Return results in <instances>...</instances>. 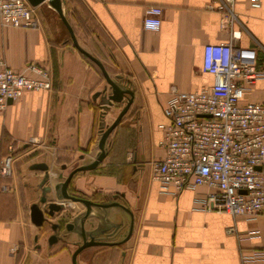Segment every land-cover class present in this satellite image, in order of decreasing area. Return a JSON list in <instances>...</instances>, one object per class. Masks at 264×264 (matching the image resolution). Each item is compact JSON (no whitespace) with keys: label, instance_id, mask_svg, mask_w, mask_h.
<instances>
[{"label":"crops","instance_id":"1","mask_svg":"<svg viewBox=\"0 0 264 264\" xmlns=\"http://www.w3.org/2000/svg\"><path fill=\"white\" fill-rule=\"evenodd\" d=\"M222 1L61 0L78 44L100 60L109 77L133 91L107 137L103 159L76 171L67 185L74 195L119 201L131 211L133 228L121 241L130 213L120 205L93 206L85 229L105 227L108 240L121 242L86 246L76 256L78 264H241L242 253L264 250L263 214L245 219L203 209L207 186L169 193L153 178L151 162L164 154L158 124L169 120L163 111L167 99L173 91L213 80L202 69L205 43L229 39L236 31L234 43L255 46L264 68V0L258 7L249 0H234L235 16L224 25L216 9ZM147 5L163 9L158 30L142 25ZM34 15L35 26L0 23V57L25 72L29 62L45 66L52 80L51 88L25 90L0 108V157L9 153V145L14 147L12 172L0 176V264H73L72 252L82 241L79 218L86 206L58 199L53 186L95 157L102 119L105 125L111 123L125 101H103L109 88L99 65L77 49L47 0L34 7ZM245 98L264 103L262 79ZM40 161L48 165L45 182V171L30 167ZM47 184L52 186L47 197L64 202L60 211L47 216L59 223L51 244L50 225H35L30 218V204ZM71 221L74 227L66 228Z\"/></svg>","mask_w":264,"mask_h":264},{"label":"built area","instance_id":"2","mask_svg":"<svg viewBox=\"0 0 264 264\" xmlns=\"http://www.w3.org/2000/svg\"><path fill=\"white\" fill-rule=\"evenodd\" d=\"M233 2L216 5L222 25L235 16ZM249 3L258 7L261 0ZM162 10L160 5H147L143 27L158 30ZM0 23L35 26L34 7L27 0H0ZM237 36L233 31L229 39L204 44L202 69L213 76L211 83L173 91L167 99L163 111L169 120L158 124L164 154L151 166L164 191L205 185L209 190L201 200L203 209L253 219L264 215V103L245 95L257 79L264 82V68L258 64L257 48L234 43ZM26 67L29 72L17 70L0 57V108L25 90L51 88L48 68L34 62ZM13 162L14 147L9 145V153L0 157V176L11 174ZM262 263L263 249L241 254V264Z\"/></svg>","mask_w":264,"mask_h":264},{"label":"water","instance_id":"3","mask_svg":"<svg viewBox=\"0 0 264 264\" xmlns=\"http://www.w3.org/2000/svg\"><path fill=\"white\" fill-rule=\"evenodd\" d=\"M27 1L30 3L31 6L35 7L40 2H42L44 0H27ZM47 1L60 15L61 19L63 20L66 27L68 28L71 39H72L74 45L77 47V49L79 51H81L82 53H84L85 55H87L90 59H92L95 63H97L99 65V67H100V69H101V71H102V73H103V75H104V77L108 83V88H109V92H106L102 97L103 101L106 103H111L113 100L114 101H122V100L125 101L123 107L120 109V111L117 114V116L115 117V119L111 123L107 124L105 127H102V129L100 131L99 138H98V142H97L99 150L97 151L95 157L91 161H88L86 163H83V164H80V165L74 167L64 177V179L58 181L53 186V188L55 190V195L58 199L65 198V199H70L73 201H80V202L84 203L86 206L85 212L79 218V226L77 228L78 233L81 235L82 241L77 245V247L72 252V262H73V264H78L76 261V256H77L78 252L81 251L86 246L93 245V244L119 243V242L127 239L130 236L132 228H133V220H132L131 211L126 206L121 204L119 201L111 200V201H107V202H97V201H94V200L86 198V197L74 195V194L69 193L67 191V185H68L71 177L73 176V174L76 171L90 169V168L95 167L105 156L107 137H108L109 133L112 131V129L115 127V125L119 122L122 115L127 110L128 106L132 100L133 91L129 87L121 86L117 81H115L114 79L109 77V75L105 71L102 63L100 62V60L98 58H96L95 56H93L91 53H89L87 50H85L83 47H81L78 44V42L75 38L73 29H72L71 25L69 24L67 18L65 17V15L62 11L61 0H47ZM30 167L31 168H39V169H42L45 171L42 182H45L49 178L50 175L48 173L47 163H45L43 161L35 162V163H32ZM51 188H52L51 185H48V184L43 185L41 188V195L39 196L38 201H33L30 204L31 221L35 225H39V226L42 225L44 222H47L50 225V227L53 231L52 233H50V235L48 237V241L50 244L57 239V230L59 227V223L49 220L47 218V216H53L55 214V212L60 211L64 207L63 201H57L55 199H49L47 197V192L50 191ZM109 205H120V206L124 207L131 215V221L129 224L128 232H127L126 236L124 237V239H122L121 241L108 240L106 236H108L110 233H108V234L106 233L105 227L96 226V227H93L89 230L85 229V227H84V220L86 217H88L90 215L93 206L105 207V206H109ZM72 227H74V221L68 222L66 224V228L70 229ZM101 234H105V235H103L101 237Z\"/></svg>","mask_w":264,"mask_h":264},{"label":"trees","instance_id":"4","mask_svg":"<svg viewBox=\"0 0 264 264\" xmlns=\"http://www.w3.org/2000/svg\"><path fill=\"white\" fill-rule=\"evenodd\" d=\"M83 55H84L86 58H89V57H88L87 55H85L84 53H83ZM100 116H101V112H100V110L98 109V112H97V118H98V120L100 119ZM98 127H99V124H98V121H97V123H96V125H95V131L99 130ZM79 196L83 197V195H80V194H79Z\"/></svg>","mask_w":264,"mask_h":264},{"label":"rangeland","instance_id":"5","mask_svg":"<svg viewBox=\"0 0 264 264\" xmlns=\"http://www.w3.org/2000/svg\"><path fill=\"white\" fill-rule=\"evenodd\" d=\"M107 107H108V106H105V108L103 109V111H104V110H106V109H107ZM100 117H101V116H100ZM102 122H103V123H102V126H103V127H105L106 125H105V122H104V120H103V119H102ZM107 141H108V139H107Z\"/></svg>","mask_w":264,"mask_h":264}]
</instances>
